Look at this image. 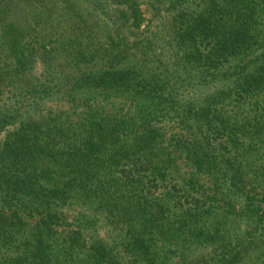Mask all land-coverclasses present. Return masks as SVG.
<instances>
[{
  "label": "trees",
  "instance_id": "16d2710c",
  "mask_svg": "<svg viewBox=\"0 0 264 264\" xmlns=\"http://www.w3.org/2000/svg\"><path fill=\"white\" fill-rule=\"evenodd\" d=\"M262 185L264 0H0V264H264Z\"/></svg>",
  "mask_w": 264,
  "mask_h": 264
},
{
  "label": "rangeland",
  "instance_id": "374dc122",
  "mask_svg": "<svg viewBox=\"0 0 264 264\" xmlns=\"http://www.w3.org/2000/svg\"><path fill=\"white\" fill-rule=\"evenodd\" d=\"M143 8L145 10L146 21L144 22V24L140 28L139 34H144L143 36L141 35L140 38H143L144 40L145 39L148 40L150 38L149 37L150 36V31L149 30L153 29L152 24H151V20H153L154 13L152 11L148 10L147 7L146 8L143 7ZM161 22H162V19H158V20L156 19V21L154 20V22H153V26L158 24V23L160 24ZM148 26H150L149 30H148ZM149 52H150V55L153 58L152 60H154L156 62L159 60V61L164 62L165 64L168 63V59H169L170 53H169V48L166 46V44L159 42V45H158V47H156L155 52L153 53V50H151ZM139 59H140V56H139ZM258 192H260V194L264 192L263 185H262V187L258 188ZM81 212H85V211L83 209H81V208H74L73 210H70L68 212V218L71 219V218H73L74 216L78 215ZM101 225H102V223L100 224L99 229H100V231H102V234H103L104 230L101 229ZM237 226L240 227L241 235L245 234V233H243V231L249 230V227L247 226V224L244 223V222L242 223L239 220H235V225H234L235 230H236ZM262 240H264V238H262L259 241H257V243H258L257 246H258L259 249H264V242H260ZM252 243H253V248L250 250V252L248 251V253L245 255V259L243 261V264H252V260L254 258H256V254L257 253H254V245H256V243L254 241Z\"/></svg>",
  "mask_w": 264,
  "mask_h": 264
}]
</instances>
